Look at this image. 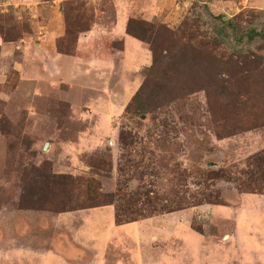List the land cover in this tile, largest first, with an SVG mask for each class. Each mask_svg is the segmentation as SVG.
<instances>
[{"label":"rangeland","instance_id":"1","mask_svg":"<svg viewBox=\"0 0 264 264\" xmlns=\"http://www.w3.org/2000/svg\"><path fill=\"white\" fill-rule=\"evenodd\" d=\"M70 211L119 248L97 264L264 249V0H0V264H58L38 219Z\"/></svg>","mask_w":264,"mask_h":264},{"label":"crops","instance_id":"2","mask_svg":"<svg viewBox=\"0 0 264 264\" xmlns=\"http://www.w3.org/2000/svg\"><path fill=\"white\" fill-rule=\"evenodd\" d=\"M115 19L113 29L115 32L119 33V30L121 32L123 29V24L118 26V21L121 17L119 16ZM123 39L122 41H124V44L130 46L129 38L124 37ZM109 211V209H106L99 212L98 209H92L88 210L87 214H97L99 212L102 222L107 223L105 227L107 230L111 229L123 236L131 235L130 232H134V236H131L135 241H139L140 236L138 233L139 231L136 229V223L116 225L114 221H111L112 217L108 215ZM84 214L85 213L79 211H70L54 216V218L39 217L38 220L40 223H38V225H47L53 232V237L49 242L50 251L47 249V251L44 252L47 254L44 256L56 258L60 262H57L58 264H97L100 259L107 263L106 253L100 252V249L106 252L112 251L114 253L119 251V248H109V251H107L106 247L108 246L105 245L106 243H104V240L99 241L91 236L96 226L92 221L93 219L89 220L88 217L83 216ZM65 219L68 221H64ZM21 220L27 222L26 215H23V219ZM82 229L85 232V237L78 234ZM100 233H103V231H100ZM168 238L167 243L169 245L170 243H177L180 246L178 247V245H176L173 248H168L162 253L159 251V248H152V264H264V249L243 246V252L247 253V256H243L239 254L236 245L237 243L243 244L241 239H234L231 236L222 238L223 240L227 239L224 243L221 239L202 235H194L193 237H188L187 235L171 236ZM161 240L162 244L166 242L163 241L164 237H162ZM252 240L256 244H262L264 242V237L261 239L252 237ZM217 243L228 245L222 247ZM20 249L28 254L27 247H22ZM135 250L137 254L136 246ZM67 252L71 254L67 256ZM41 257V254L37 257L39 261L38 264H41ZM136 259H138V257H136ZM132 261L133 264H139L138 261L134 259Z\"/></svg>","mask_w":264,"mask_h":264},{"label":"trees","instance_id":"3","mask_svg":"<svg viewBox=\"0 0 264 264\" xmlns=\"http://www.w3.org/2000/svg\"><path fill=\"white\" fill-rule=\"evenodd\" d=\"M227 26H229L232 31H235V27L231 24V22L227 21ZM246 36L248 37V39H250L252 36V32L249 31Z\"/></svg>","mask_w":264,"mask_h":264}]
</instances>
